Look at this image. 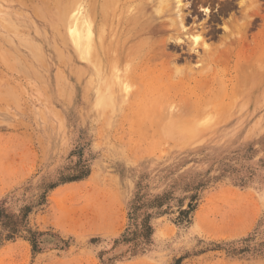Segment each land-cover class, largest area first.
I'll list each match as a JSON object with an SVG mask.
<instances>
[{"label": "rangeland", "instance_id": "374dc122", "mask_svg": "<svg viewBox=\"0 0 264 264\" xmlns=\"http://www.w3.org/2000/svg\"><path fill=\"white\" fill-rule=\"evenodd\" d=\"M103 2L0 0V264H264V0Z\"/></svg>", "mask_w": 264, "mask_h": 264}, {"label": "bare ground", "instance_id": "6f19581e", "mask_svg": "<svg viewBox=\"0 0 264 264\" xmlns=\"http://www.w3.org/2000/svg\"><path fill=\"white\" fill-rule=\"evenodd\" d=\"M136 1V0H134ZM150 1L151 3H153V0H148ZM177 4H180L181 3V0H175ZM245 1H249V0H245ZM165 6L166 4L168 3V0H163ZM148 3V2H147ZM104 6H115L117 5V0H104L103 2ZM150 4V3H149ZM145 5L148 6V4H146V2L144 1V6L142 7V9L139 8V6H137L135 9H136V12L134 14H131V16H129L128 18L127 17H124L123 14L124 12L126 11V7L125 5H122V6H119L118 5V9H119V15L124 17L125 19L123 20L124 21V25H128L130 28L134 27L136 28L137 24L140 23L138 22L139 18L142 16L143 17V10L145 9ZM110 8V7H108ZM147 8V7H146ZM138 10V11H137ZM209 10L206 8L204 9V12H208ZM255 14V13H254ZM133 15V16H132ZM113 19V18H112ZM243 19L245 21V24H247L248 20L250 19V15L248 16L247 14V10H245V13L243 15ZM152 21V20H150ZM148 19L146 21H143L142 23V26L141 28L139 29V35L140 36H143L141 37L140 41H142L141 43L143 44L144 46V53L143 55L141 56L142 57V61H151L157 57H159L161 55V48H162V45L169 39H171L170 37L168 38H165L162 34L165 32V29L161 26V24H159L158 27H152V22H150ZM247 22V23H246ZM170 29H174L176 32V34H179L180 33V30H176L175 26L172 25V26H169ZM243 27V26H242ZM121 30V29H120ZM146 34V35H145ZM242 35V34H241ZM261 36V35H260ZM139 37V36H138ZM174 38V37H173ZM112 39V38H111ZM241 39V38H240ZM244 39V37H243ZM200 40V39H199ZM254 40V39H253ZM139 41V42H140ZM198 40L194 39V43H196ZM242 42V41H241ZM240 42V43H241ZM245 42V41H243ZM140 43V44H141ZM256 43V41H255ZM85 50L88 51L90 49V43H89V40H86L85 41ZM140 44L136 43V47L130 45L129 46V50L132 52L133 50H135V53L138 52V50H141L142 47L140 46ZM246 44H249V43H246ZM117 45V43H116ZM242 45V44H241ZM257 45V43H256ZM119 46V45H118ZM140 46V47H139ZM240 46V45H239ZM239 46L237 48H239ZM243 47V46H242ZM242 47L240 48V51L242 50ZM249 47V46H248ZM255 47V46H254ZM258 47V46H257ZM227 48V47H226ZM137 49V50H136ZM260 49V48H259ZM239 50V49H238ZM129 51V52H130ZM243 52V51H242ZM241 52V53H242ZM228 54V53H227ZM238 54V53H237ZM218 55V53L216 54ZM254 55V54H253ZM251 56L252 58H254V56ZM163 58V57H162ZM161 58V59H162ZM222 59V57H220ZM121 59H124V58H121ZM126 59V58H125ZM163 60V59H162ZM249 60V59H248ZM215 61V60H214ZM155 63H157L156 61H154ZM153 62V64H154ZM148 64V63H147ZM162 64V63H161ZM144 65V64H143ZM149 65V64H148ZM158 65V64H157ZM221 65V64H220ZM138 66V65H137ZM147 66V65H146ZM151 66V64L149 65ZM154 66V65H153ZM162 67V66H161ZM244 67V66H243ZM156 68V67H155ZM159 69V68H158ZM156 69V71L158 70ZM243 69V68H242ZM149 70V69H148ZM146 71V69H145ZM154 72V71H153ZM161 73V72H160ZM133 75H134V72H133ZM152 76V75H151ZM154 77V76H153ZM164 77V76H163ZM173 87V85H172ZM170 90H173V89H170ZM1 262V261H0Z\"/></svg>", "mask_w": 264, "mask_h": 264}, {"label": "trees", "instance_id": "16d2710c", "mask_svg": "<svg viewBox=\"0 0 264 264\" xmlns=\"http://www.w3.org/2000/svg\"><path fill=\"white\" fill-rule=\"evenodd\" d=\"M18 234L16 222L12 221L8 216H5L0 211V241L2 240H13ZM32 250L37 252V245L34 239H30Z\"/></svg>", "mask_w": 264, "mask_h": 264}, {"label": "snow or ice", "instance_id": "6c2138e0", "mask_svg": "<svg viewBox=\"0 0 264 264\" xmlns=\"http://www.w3.org/2000/svg\"><path fill=\"white\" fill-rule=\"evenodd\" d=\"M195 39H196V40H199L200 38H199V37H196Z\"/></svg>", "mask_w": 264, "mask_h": 264}]
</instances>
